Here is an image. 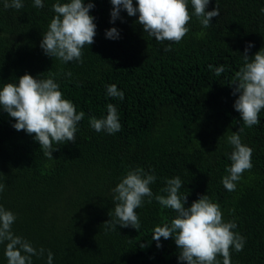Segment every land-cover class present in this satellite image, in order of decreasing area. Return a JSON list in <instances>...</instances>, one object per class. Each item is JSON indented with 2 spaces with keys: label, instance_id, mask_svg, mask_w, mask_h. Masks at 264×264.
<instances>
[{
  "label": "trees",
  "instance_id": "1",
  "mask_svg": "<svg viewBox=\"0 0 264 264\" xmlns=\"http://www.w3.org/2000/svg\"><path fill=\"white\" fill-rule=\"evenodd\" d=\"M43 2L36 8L33 0H23V8L15 10L4 9L0 0V87L25 73L38 79L54 75L63 97L85 116L76 142L57 145L49 159L0 109V182L5 184L0 205L16 215V235L46 250L33 264H47V250L53 264H182L173 239L161 238L159 249L151 239L156 226L176 215L155 199L145 198L136 210L139 232L119 225L106 231L102 225L114 211L112 189L137 167L157 177L150 185L154 195H163L166 180L179 176L186 207L201 195L219 204L224 221H234L233 231L246 240L243 251L230 249L231 264H264V109L260 124L240 134L252 149V168L234 191L222 184L233 151L227 137L243 127L230 84L243 66L246 45H254L250 56L264 47V0H210L207 10L218 7L220 15L208 28L189 0V32L168 52L169 42L144 33L138 15L122 10V20L110 23V0H93L95 42L82 49L83 63L66 64L40 47L57 0ZM112 27L120 32L117 40L105 37ZM221 65L225 71L217 76L214 69ZM110 84L124 92L123 101L107 95ZM109 103L117 108L121 130L96 132L89 119L106 117ZM217 259L222 264L223 258ZM0 264H7L4 245Z\"/></svg>",
  "mask_w": 264,
  "mask_h": 264
},
{
  "label": "clouds",
  "instance_id": "2",
  "mask_svg": "<svg viewBox=\"0 0 264 264\" xmlns=\"http://www.w3.org/2000/svg\"><path fill=\"white\" fill-rule=\"evenodd\" d=\"M110 23L121 19L122 10L129 17L138 15L136 23L142 26L143 32L164 44L165 52L171 51L172 43H179L189 32L187 27L192 19L189 12V0H110ZM194 15L203 28H208L214 17L220 15L218 7L208 11L210 0H190ZM23 0H3L4 9L20 10ZM33 6L43 8V0H33ZM95 7L93 0H57L52 5L54 16L46 31L42 32L40 47L44 54L59 60L61 63H83L82 49L92 45L96 36L97 25L90 11ZM264 13V8L261 9ZM105 37L111 40L120 38L116 27L105 31ZM254 45L248 43L241 54L243 66L234 75L230 86L232 94L237 96L234 109L240 113L243 127L227 137V143L233 147L229 159L228 175L222 179L228 191L236 189V182L246 170L252 168V149L243 144L241 133L245 127L251 128L260 124L259 114L264 109V47L250 56L249 50ZM212 69V65L208 66ZM219 76L225 71L223 65L214 69ZM71 77L72 73H66ZM60 85L55 76L38 79L25 73L15 82L4 83L0 87V109L6 112L15 123L16 131H24L33 136L39 143L45 157L52 159V153L58 150L57 145L76 142L77 125L84 119L83 111L77 112L72 101L63 97ZM238 94V95H237ZM107 95L112 98L124 99V92L115 84L107 86ZM91 128L96 132L104 131L114 134L121 130L117 108L109 103L107 115L103 118L91 117ZM157 177L143 168L137 167L127 171L120 182L112 189L114 211L109 212L110 219L102 225L106 231L120 228H141L137 209L153 199L162 207L173 210L176 215L170 223L156 226L151 239L156 241L159 249L164 240L173 239L178 249V260L182 264H221L217 257H222V264H231L230 249L243 251L245 237L233 231L237 225L234 221L225 222L219 204L201 195L190 206L188 195H182V181L179 176L166 180V186L153 193L150 185ZM5 184L0 182V193ZM16 215L0 205V245H4V256L7 264H33V257L42 258L45 249H36L30 241L14 233L12 226ZM141 248L148 245L141 243ZM53 253L47 250V264H53Z\"/></svg>",
  "mask_w": 264,
  "mask_h": 264
}]
</instances>
